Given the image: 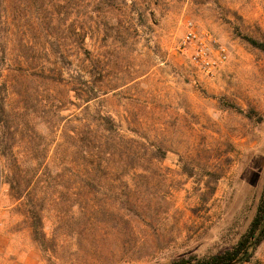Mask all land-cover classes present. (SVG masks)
<instances>
[{"label": "rangeland", "instance_id": "rangeland-1", "mask_svg": "<svg viewBox=\"0 0 264 264\" xmlns=\"http://www.w3.org/2000/svg\"><path fill=\"white\" fill-rule=\"evenodd\" d=\"M46 2L0 0V264L232 251L264 192V0H54L49 37ZM219 46L212 72L192 61L207 47L218 60ZM99 114L119 136L96 174L84 146ZM238 264H264V242Z\"/></svg>", "mask_w": 264, "mask_h": 264}, {"label": "trees", "instance_id": "trees-1", "mask_svg": "<svg viewBox=\"0 0 264 264\" xmlns=\"http://www.w3.org/2000/svg\"><path fill=\"white\" fill-rule=\"evenodd\" d=\"M9 2L10 0H5ZM48 6L50 7V12ZM52 8V9H51ZM54 0L51 2H46V12L48 13L45 18H50L48 20H42L40 24V28H42L46 33L47 37L52 36V26L56 23L54 12ZM8 10V8H7ZM59 22V20L57 19ZM79 36L80 42L85 43L88 33H80L77 34ZM48 45L51 42H47ZM257 45V44H256ZM261 49H264V46ZM73 85V84H72ZM75 91L77 90L75 88ZM79 93V92H78ZM94 127L92 130L88 132L89 144L84 146L88 148L90 146L89 153H91V157L94 159V162L98 163V167H95L94 172L96 174L103 173L107 170V166H109V161L113 159L116 155L117 148L115 144L110 143V136H114L118 138L119 136V127L116 124V121L112 117H105L99 115H95L93 118ZM107 165V166H106ZM9 180V179H8ZM9 185L13 192V196L16 200H20L22 193V186L19 183L14 181H9ZM264 242V192L261 200V204L258 208L257 216L252 222L249 230L237 244V246L232 250L228 251L222 255L215 256L205 262V264H232L235 261H240L239 263L251 262L254 252L260 247V245ZM178 264H189L187 261H182Z\"/></svg>", "mask_w": 264, "mask_h": 264}, {"label": "built area", "instance_id": "built-area-1", "mask_svg": "<svg viewBox=\"0 0 264 264\" xmlns=\"http://www.w3.org/2000/svg\"><path fill=\"white\" fill-rule=\"evenodd\" d=\"M196 41V35L192 31V29L187 32L186 36L183 38L181 42V50L184 54L187 53V50L195 43ZM211 50L207 48H201L196 55L192 58V61L195 62V64L201 68H203L206 72L210 73L212 72L216 66H218L219 61L226 60L227 54L226 49L223 46H219L218 53H219V59L216 60L211 56L209 53ZM7 174L5 170V166L3 163V158L0 153V228L2 226V202L3 197L5 193L7 192Z\"/></svg>", "mask_w": 264, "mask_h": 264}, {"label": "water", "instance_id": "water-1", "mask_svg": "<svg viewBox=\"0 0 264 264\" xmlns=\"http://www.w3.org/2000/svg\"><path fill=\"white\" fill-rule=\"evenodd\" d=\"M240 261H235V262H233L232 264H238Z\"/></svg>", "mask_w": 264, "mask_h": 264}]
</instances>
